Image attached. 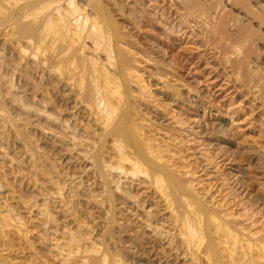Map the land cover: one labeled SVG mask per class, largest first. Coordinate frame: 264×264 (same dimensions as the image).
<instances>
[{"label": "rangeland", "instance_id": "obj_1", "mask_svg": "<svg viewBox=\"0 0 264 264\" xmlns=\"http://www.w3.org/2000/svg\"><path fill=\"white\" fill-rule=\"evenodd\" d=\"M18 1L19 0H16V2L19 4H21L23 1L26 2V0H23V1L21 0V2H18ZM42 1H43V4H42L41 0H36V1L34 0L32 3L33 5H31V2L28 1L26 3L29 6L28 5L26 6L25 2H24L25 4L22 3L21 5H18V4L16 5V3L12 2V0H0V15H1V13H2V15L6 14L4 12L7 11L6 7L8 4L10 5L12 3L11 4L12 7L14 5H16V8L14 6V8L11 7L12 10L10 9V11H12L11 13L13 14V16H12V14H10V11H8L9 13L7 12L10 16L8 15L6 17V15L5 16L1 15L2 18L0 17V19H1L0 25L3 24L2 22L4 21L5 18L9 19V17L14 18L16 16L17 19L15 17L14 20L17 22L20 20V24H19V22L18 23L16 22L19 25V30H17L18 25H16V27H14V28L12 27V26H15V24H14L15 22L12 23V21H11L12 18H11V20H9V21H11L9 23L14 24V25L9 24L10 26L7 28L8 31H6V29H3L4 27L8 26L7 20H5L6 25H5V23H4L5 26L2 25L4 27L0 26V62H1L0 65H2V69H3L0 73V82H1L0 85L2 86V84H3L4 86L6 85L5 87H7L5 89L2 86V88H1L2 90H0V97L3 96V97H1L2 101L0 104L5 109L4 112H1V113H5V114L7 113L6 114L7 118L12 117L11 119L12 120L14 119L13 120L14 122L11 121L12 123L9 122L11 120L10 118H8V120L10 119L9 121H5V127H1L2 129H0V132L4 129L2 131L3 134L1 135V133H0V135H1L0 137L3 136L6 139L5 140L4 139L2 140V138H0V139L2 140L3 144H5V145L8 144L10 146L9 147L8 145H6L9 147V150L11 149L9 152L12 153L11 154L12 156L13 155L15 156V157L13 156L14 158L17 157V158H19L20 161L26 162V163L24 162L26 165V168L29 167L32 163L34 166L36 165L35 166L36 170L34 169L33 165L27 169L33 168L35 172L39 170L38 172H36V174L38 175L37 177L41 181H42V179L44 182L46 181V184L47 183L49 184L51 181H52L51 182L52 184H55V182L56 183H59V182L63 183L64 182V184H66L68 182V180H71L72 178L74 179V177H73L74 175H75L76 181L78 183L81 181L80 182L81 184H78L76 182V183L72 184L71 187H70L71 184L69 185L67 183V185L69 186L66 188V190H67L66 193H67V195L69 194L67 196L68 197L67 200H69L71 203L73 202L72 204L69 203V205H71L70 207H72V206L74 207V208L72 207L73 208V212H72L73 217L75 216L74 218H76V220L78 222H80V224L84 223L83 226L88 225L85 228L89 227L90 230L92 229L94 232V233L93 232L92 233L94 235H96L95 237H97V236H98L97 238L100 237L99 238L101 240L100 243L102 241L104 243V244H102V247H104V245L108 246V247L107 246L104 247L107 249L111 247L110 250H112L113 253H115L117 251V248H118V251L115 254L120 259H123V261H126V262H124L126 264H182V262H183L182 261L183 259L181 257H179L178 255L176 256L177 253L175 250L170 251V248L163 241L153 237L150 233L147 232L146 229L143 228V226L139 223V221H137V219L134 218V216L132 215L131 212L132 211L134 212L133 209H135V212H136V207L133 204H130V203L124 201L122 199V197L120 196L119 192H117V194H116V191L113 190L112 187L108 188V190H107L106 186L107 185L110 186V185L105 184L106 185L105 186L104 183H102V182H104V178H103L104 176L102 177L103 178V180H102L101 179L102 174L99 173V172H101V171H99V166L98 165L96 166V167H98L97 168L98 170L95 169V167H94L95 166L94 164H96V159H95L96 155L95 154H97L98 152H96V151L93 152V150L99 151L100 149H102V146H105L107 148L104 147V149H102V150L105 151V153H106L108 151V148H109L108 142L110 143L111 138H112V137H109L110 135L109 136L107 135V133H106V132H108L107 129H105L106 132L103 130L104 131V133H103L102 129H104L105 127L102 128L103 125H101V123H102L104 118H103V116H100V119L98 118L99 112L96 113L98 111L97 110L98 108H97V106L95 108V105L92 104V103H94L93 101L98 100L97 99L98 97L95 98L92 92L91 93L88 92V90L92 89L93 82L95 83V81L98 78H100V79H98L99 81L97 80L96 82H98L99 87L102 86L101 88L97 87V88H99L98 89L99 92L97 93V95L99 94L98 96H100L101 91L108 90L107 93L109 94L110 93L109 90H110L112 95L114 93L113 97H115V98L110 97L111 94H109L108 95L109 101L113 100V99L115 100L117 98V99H122L121 101L123 103H125L126 101L128 102V103L127 102L125 103L126 108H122L123 107L122 102L120 100H118V101L115 100L117 102V104L119 103L118 104L119 106H120V104H122V106H120V107L118 106L119 110H120V108L123 109L121 111L126 110L125 112L119 111L120 114L121 113H127L126 117L129 116L128 120H126V118H125L126 123L130 119V121L126 125H130L132 123L133 124V131H135V133L141 132V134H140L141 136L138 133V135L141 138H144V136L145 137L148 136V137H150V138H148L151 140L150 142L155 143L157 141L155 144H151L147 138L144 139L145 141H146V139L148 140V141H146V143H150L151 145H154V148L155 147L158 148V145H159V148H158V149H160L159 151H162L161 148L163 149V147L167 148L166 149L167 151H165V148L162 151L164 153V155L163 154L161 155L163 157L160 159V161L162 162L163 158H165L166 162H168L167 165L164 164V165H166L165 168H168L167 171L174 173V175H175V173H177L176 177L180 178V179H178L179 181H181V179L183 182L186 181L185 183H183L182 181L181 182H182V184H185V185H183V188H184V186H186L185 189H183V191L186 190L185 192L188 191L189 193L192 191L190 194L191 195L193 194V197L190 194H188V192L186 193L187 197L189 198V201L191 200L192 202H194V201L196 202L198 200L197 202H203V203L205 202L204 204H206L205 206H207L208 208L212 209V206H215L213 209L218 210L219 209V207L217 206L219 203L218 201L224 199L226 197L224 193H227L230 191V193L232 195H234L235 197L231 196L230 194L226 197V198H229V199H227L228 205H229V207L227 206L228 210L232 209L229 212H233L236 215L240 212L241 208L244 207L245 211L247 210L248 213L250 212L249 214L256 213V214H254L255 218L260 219L261 217H263V219H264V0H71L72 2H74L73 3L74 5L77 3L76 8H78V11L81 10L78 12V17H80L78 19V21H81L82 23H85V24H87L86 22H88L87 25H89V27H91V26L93 27L94 25H95L94 27H99V25H100L99 28L102 27L100 30L104 31V32L102 31L103 35L106 33L104 35L105 37L102 36V38L100 39L99 45H102L104 42H105L104 43L105 46L108 44V48H109L108 51H109V53H111V56H110L111 58L109 59L111 61L108 60L109 62L107 61V59H105L106 58L104 55L105 52L102 54L103 51L101 49H102V47L104 49V47H105L104 44L102 45V47L98 46V48H100V50L95 52L92 50L93 48L92 49L89 48V47H93V46H91L92 43L90 40H88V38H85V40L83 39L85 41V44H84L85 46L83 45L84 41L76 38V40L78 42H79V40H81L80 42H82V43H80V45L81 44L83 45V49H82V46H78L79 45L78 42H76L78 44H76L74 41L73 42L75 44L73 42H70V41L74 40L75 38L73 39L70 36L66 35V36H64L65 39L61 38V37H60L61 39L59 38L61 40V42L65 41V42H63V44H61L59 40H57V42L55 44L57 45V43H58L59 45H64L66 43V46H67V43H69V44L71 43V45L73 44L72 46L70 45L72 47V49L68 44V46H67L68 49H67V47H65V45L62 46L63 48L62 47L58 48V45H57V47L47 50V47L49 48V45H47V44L49 42L51 43L50 39H52V37L55 35H53V33L46 35L47 37H50V39L48 38L49 39L48 40L43 33H44V30H46V29L53 31L52 23H55L57 21V19H56V16L52 15V17H55V18H52V20H51L49 18V16L47 15V17L49 18V21L52 22L51 26H49L50 24H48L49 21L47 22V17H45L46 15L44 16L46 19L43 18V15L46 14L47 10L44 13V10L46 9V7H43V5L46 2H44L45 0H42ZM9 2H11V3H9ZM29 2H30V4H29ZM34 2H36L35 5L37 3L38 4L35 6ZM1 3H3L4 6ZM17 6H20L21 8H23V7H26V8L32 7L33 8V6H34L33 9L37 10V12L34 10H31L30 8H27V10L28 9L31 10V13L33 12L31 15L28 14L29 12L28 13L26 12L25 8H23L21 10H22V13H26V14L30 15L32 18L37 16L36 22L35 21H34L35 23L33 22L35 24V26L38 27V25H39V28H40V27H43L45 22H47V24H45L46 29H44L45 26L43 28H40L41 30L38 28V30L40 32H42V30L44 29L42 35L44 36L43 38H45L46 41L44 39V43H42L43 47H44L43 49L40 48V47H42L41 42L43 40H38V39H41L42 37H40L41 34H39L40 32L36 29L37 27H35L34 30H36V34L38 32L39 33L36 36L35 31H34L32 38H31V36H28L27 34L18 33V31L19 32L21 31L20 25L23 23L24 14L21 13V10L19 9L20 7H17ZM40 6H41V8H40ZM36 7L40 8L39 9L40 11H43L40 13L41 16H38L39 11ZM8 8L9 7H7V9ZM4 9H5V11H4ZM42 9H44V10H42ZM81 12H82L83 16H86L87 19L85 17L81 18V17H83L82 14L81 15L79 14ZM14 13H15V15H14ZM16 13L18 14V16L21 15L20 16L21 19L18 18ZM98 13H99V19H98ZM31 17H29V18H31ZM42 18L45 21H43ZM40 19L42 20V22H44V24L43 23L41 24ZM55 19H56V21L54 22ZM204 19H206V20H204ZM34 24H31L32 27ZM48 26H49V28L50 27L51 28L48 29ZM10 27H12L11 28L12 30H14L16 28L13 31V33L10 32V31H12L10 29ZM244 29L246 31H244ZM29 34L32 35V33H29ZM242 34H244V35H242ZM20 35L21 36L23 35V36L20 37ZM38 35H40V36L38 37ZM26 36H28V37L26 38ZM221 36H223V37L221 38ZM35 37H37V39H35ZM62 37H63V35H62ZM103 37H104V41H103ZM107 37H109L110 41L107 40ZM68 38H71L72 40L68 39ZM62 39H64V40L62 41ZM66 39H68V40H66ZM30 41H32V42H30ZM36 41H37V44H34V43H36ZM38 41L40 43H38ZM102 41H103V43H102ZM16 43H18L17 44L18 46L16 45ZM45 43H46L47 47H45V45H44ZM109 43H112L111 46ZM55 44L53 45L51 43L50 48L55 46ZM225 44H226V46L232 45L233 47L235 44V46L238 47L239 54H240V55H238L239 59H238V57L236 58L237 54L235 55L234 53H232L234 51V49L231 50L232 46H231V48L230 47L228 48V50L230 49L232 51L231 52L229 50L232 53V54H230V52L227 51V47L225 46ZM51 45H53V46H51ZM86 45H87V47H86ZM122 45H124V46L122 47ZM73 46H75V48ZM76 46H78L79 48L81 47L82 50L75 51L76 48H78ZM24 47H25V49H24ZM110 47H111V49H110ZM223 47H224V49H223ZM21 48H23V49H21ZM56 48H58V49H56ZM114 48H115V51H113ZM234 48H236V47H234ZM44 49H46V51ZM85 49H87V50L85 51ZM88 49H90V50H88ZM127 50H129V51H127ZM23 51H24V53H23ZM78 51H81V52H78ZM92 51L95 53H92ZM99 51H101V52H99ZM121 52L123 53V56H122ZM125 52H126L128 60L126 59V56L124 57ZM225 52H227L229 54H227ZM62 53H64V54H62ZM81 53L85 56L81 55ZM88 53H90V54H88ZM34 54H36V55L34 56ZM45 54H47V55L44 56ZM92 55L94 57L91 58ZM130 55H131L130 59L132 58L131 61H129ZM232 55H233V57H232ZM113 56L115 57L114 59H113ZM31 57H34V58H31ZM119 57H121V58L124 57V58L120 59ZM133 57H134V59H133ZM88 58H90V59H88ZM96 58L98 59V61ZM231 58H232V61H231ZM233 58L237 59V60L234 59L235 63L233 62L234 61ZM95 60L97 62H95ZM121 60H124V61L121 62ZM238 60L242 61L241 65L236 64V62L240 63ZM116 61H118V62H116ZM119 61H120V64L124 63L121 66L125 65L124 66L125 70H123V68L121 66H119V64H117V63H119ZM44 62H45V64H44ZM127 62H131V63H129L130 68L128 66V68L131 71L129 69L126 71L127 65H128ZM91 63L94 66H96V64L98 63V65H97L98 70H97V68H94L93 65L91 66L90 65ZM108 63L113 64V65H109ZM137 63L139 65L141 64V66H139ZM131 65L135 66L134 67L135 69ZM136 65L138 68L136 67ZM89 66L92 67L91 70H89ZM143 67H144V69H143ZM136 68H137V70H136ZM102 69H104V70H102ZM132 69H134V72H136V73H134V72L132 73V71H133ZM92 70H93L94 74H95V72L98 71L97 72L98 75L95 74L96 75L95 76L92 72L89 73V71H92ZM101 71H105L108 73L107 74L105 73V75H103L104 73L103 72L101 73ZM121 72L123 73V75ZM126 72H128V73L130 72L132 77L130 74H128ZM5 73H6V76L4 75ZM2 74L5 76V77H3V79H1V76H3ZM89 74H91V76L93 75L94 79L96 78V80L93 81V77H91V76L89 77ZM114 74H116V75H114ZM117 74H119V75H117ZM133 74H134V76H133ZM135 74H137L139 77L138 76L136 77ZM148 75H150V76H148ZM98 76H101V77H98ZM102 76L106 80H104V78ZM106 77H108V78H106ZM4 78H6V80H4ZM128 78H129V80H128ZM159 78L161 79V81H164V79H165L166 80L165 82L168 84H169V82L171 83V86L169 84L170 87L167 85L169 87V89L174 90L173 89L174 87H175V89H177L179 87L178 88L179 90H177V92L178 91L180 92L179 94L181 95V100H180L181 103H180V101L179 102L170 101L172 99L164 97L159 93L157 86H156V83H157L156 81H157V79L159 81L160 80ZM7 79H9V80H7ZM142 79L143 80L145 79L144 81L146 83L144 81H142L144 85L140 84V83H142L140 81ZM110 80H111V82H110ZM114 80L116 82H113ZM120 80L122 83L120 82ZM2 81H5V82L7 81L6 82L7 84L13 83V86L11 84L7 85V84H5V82H2ZM138 81H140V82L138 83ZM154 81L156 83H151ZM109 82L115 83V86L113 85V83L111 85ZM100 83H101V85H100ZM116 83H119V84H116ZM95 85H97V84L95 83ZM116 85L117 86L120 85V86L117 87ZM145 85H146V87H145ZM105 86L107 87V89ZM108 86H110V87L114 86L116 88H114V91H112L111 89H113V87L110 89V87H108ZM139 86H141V87H139ZM128 87H129V89H128ZM11 88H12V92L10 93ZM118 88H120V89H118ZM141 88H143L144 90H142ZM8 89H10V90H8ZM100 89H101V91H100ZM145 89H147V91ZM15 90H16V92H15ZM105 91H103V94H101V99H99L98 101L95 102L96 105L101 106V104L103 103L102 106H104L105 103L108 104L109 101L107 102L104 99V98L108 97V96L105 97L107 95V93H105ZM87 92L89 93L88 95H90V94L91 95L88 96L86 94ZM115 92H116V96H115ZM142 92L143 93L146 92V93L142 94ZM149 92H151V93H149ZM104 93H105V95H104ZM10 94L12 97L10 96ZM77 94H78V96H77ZM15 96L17 97V99L20 103L18 101H17V103L15 102L16 101ZM4 97H6V98H4ZM89 97L90 98L94 97V100H93V98H91L92 99L91 100ZM102 97H104V98H102ZM118 97H122V98H118ZM160 97H162V99ZM10 98H13L12 100L13 101L15 100L14 101L15 103L13 102L10 104V100H11ZM111 98H113V99H111ZM193 98L195 99V101ZM102 99H103V101H101ZM145 99H146V101H145ZM191 99H193V101ZM12 100H11V102H12ZM113 101H111V103ZM153 101H155V102H153ZM169 101H170V103H169ZM182 101H183V104H182ZM2 102H3V104H2ZM97 102H99V104ZM165 102H167V103H165ZM4 103H5V105H4ZM21 103H22V107H25V109L27 107L25 105L30 104L29 106L32 109L28 106L29 107L28 109L25 110L23 108V110H22L21 109L22 107L20 105ZM153 103H154V105H153ZM193 103L194 104L196 103L198 105L197 106L198 107V110H197L198 118L197 117L196 118L197 119L201 118L200 123H202L200 126L195 125V127H194V132L196 130V132L194 133L195 141L198 140V143L196 142L197 145L195 144V146H197V148L194 146V143H193V145L190 143L187 144L188 141H186V140H188L190 137L188 136L187 131H185V129H187V126L192 125L190 123H192V121L194 119V115H193L194 112L193 111L195 110L194 108L196 107L195 106L196 104L194 105ZM16 104H19V107ZM191 106H193V107H191ZM93 107H94V109H93ZM133 107H134V109L136 108L137 110L135 109V111H134ZM181 107L185 108V110H187V111L185 112V110L184 111L181 110L182 109ZM2 108L0 107V109H2ZM33 108L36 112H34ZM6 109H7V111H6ZM29 109H31V111H29ZM36 109L37 110L39 109L40 111H42L44 109V110H46L44 112H46L47 114L44 113L45 114L44 115L43 112H40L41 114L44 115V116L43 115L41 116V114L38 113L39 110L37 111ZM188 110H190V111H188ZM20 111L22 112V114L20 113ZM26 111H28V112H26ZM32 112H34V113H32ZM135 112H138L139 114L135 113ZM9 113H11V114L9 115ZM36 113H38L39 115H36ZM130 113H131V115H130ZM181 113H182V115H180ZM203 113H205V114H203ZM47 115H50L51 117L56 116V118L57 119L59 118V119L58 120L56 118H54V119L57 120V122L59 121L60 123L58 122V124H57V122L54 123V122L50 121V119L48 120L47 118H49L50 116L48 117ZM131 116H133V117H131ZM175 116H178V118L181 119V122L183 120V122L185 123V124L183 123V125H184L183 127L184 128L186 127L185 129L184 128L179 129L177 127V125H176L177 121H174V119L177 120L178 118H176ZM15 117L17 120L15 119ZM101 117H102V120H101ZM51 119L54 120L53 118H51ZM180 119H178V121ZM186 120H188V121H186ZM190 120H191V122H190ZM7 122L9 123L8 126L10 127L11 130L8 128V126L6 128ZM174 122H175V124H173ZM0 123H1V121H0ZM13 123H15V124L13 125ZM10 124L13 125L14 129L11 128L12 125L10 126ZM45 124H49L48 127L49 126L50 127L48 128L47 125H45ZM52 124H54V125H52ZM55 124H57V125H55ZM59 124H60V126L63 125L62 127H65V126L69 127L68 129H70V127L74 128V131H76L77 133L74 131L73 132H74V134L75 133L77 134V137H76L77 139L81 138V140L85 141L84 139L87 138L86 141H88V143L90 144L89 148H86V146H85V148H86L85 149L83 144L76 143L74 145V144H71V142L68 143L70 140L68 139L69 141H67V138L65 136L66 134L63 132V130L60 129ZM132 124H131V126H132ZM139 125L144 126V127H141ZM148 125H150V126H148ZM15 126L18 128V130H21V131H18ZM175 127L177 129H175ZM51 128H52V130H51ZM6 129H7V131H6ZM47 129H48V131H47ZM134 129H136V130H134ZM12 130H14V132ZM137 130H140V131H137ZM167 130H169V131H167ZM16 131H17V133H16ZM183 131H184V133H183ZM4 132H5V134H4ZM52 132H54V133H52ZM165 132H167V133H165ZM147 133H148V135H147ZM19 134H20V136H19ZM142 134H143V136H142ZM152 134L154 135V137ZM79 135H80V137L78 138ZM60 136H61V138H60ZM62 137L65 139L63 140ZM140 137H139V139H140ZM151 137L155 140V142H154V140L152 141ZM10 139H11V141H10ZM99 140H100V142H99ZM104 140H106V141H104ZM142 140L143 139H140L139 142L144 143L145 141H142ZM24 141H25V143H24ZM90 141H92V142H90ZM93 141H95V142H93ZM179 141H183V142H179ZM13 142L15 145H13ZM17 142H18V144H17ZM28 142L30 143V145ZM158 142L159 143L161 142L160 143L161 145L166 144V146H164V145L161 146ZM205 142L207 143V145H203ZM91 143H94V145ZM199 143H200V145H198ZM210 143H212V144H210ZM70 144L72 146L74 145V148L77 147V144H78V148H76V150H75L73 147H71ZM81 145H83V146L81 147ZM140 145L141 146L144 145L146 147L145 143L140 144ZM168 145L170 146V148H168L169 147ZM189 145H190L191 149H188ZM198 146H200V148H198ZM26 147L27 148L29 147V148L27 149ZM206 147L210 148V149H207ZM23 148H25V149H23ZM71 148L73 149L72 151L69 150ZM195 148H196V150H195ZM32 149H33V151H31ZM83 149L85 150V153H87V154H85L83 152L84 151ZM89 149L91 150L92 153L90 152ZM24 151H26V152H24ZM79 151L82 152L81 153L82 156H84L83 155V153H84L85 157H82L81 154L79 155V153H80ZM16 152L18 153L19 156L17 155ZM31 152H34V153H31ZM68 152L69 153L72 152V153L69 154ZM162 152H160V153H162ZM211 153H212V155H211ZM76 154L79 155V157L82 160L79 157H77ZM89 154H90V157L88 156ZM130 154L131 153H129V155ZM156 154H159V153L156 152ZM132 155L133 154H131V156H130V158H132V159L134 157H138L137 155L136 156L135 155L132 156ZM21 156H23L22 159H21ZM37 156L40 158L38 159ZM152 156H154V155L152 154L151 156H148V157L152 158ZM159 157H160V155H159ZM86 158H87V160H85ZM154 158L155 157H153V159ZM205 158H207V159L211 158L210 160H211L212 164H214V163L215 164L210 165V167H209V165H207V164L209 163L210 160L208 159L209 161L207 160V162H205L204 161ZM137 159H139V157ZM87 161H89V162H87ZM92 161H94V164H93L94 166H92V169H91L92 173H91V170L87 169L88 168L87 164L88 163L90 164V162H92ZM142 161L140 160V162L142 163L141 166H143V168L146 167L145 163L147 164V167L149 166V163H147V162L144 163V161L143 162ZM156 161H157V159H156ZM160 161H158V163ZM30 162H31V164H30ZM83 162H85V165ZM161 162H160V164H162L163 162L166 163L165 161H163L162 163ZM203 162H205L206 164ZM205 165L207 167H209V169ZM215 165H216V167H215ZM167 166H169V167H167ZM81 167L83 170H84V168L87 169V171L86 170L83 171L81 169ZM42 168H44V169L42 170ZM149 168H150V166H149ZM46 169H47V171H46ZM144 169H147V168H144ZM62 170H63L64 174L62 173ZM88 170H89V172H88ZM43 171H45V173ZM96 171H98V173H95ZM185 172H187L189 176ZM55 173L57 174L56 175L57 177L53 176V175H55ZM192 173H195V177H193L194 175ZM67 174H68V176L70 175L71 177L70 176L68 177ZM71 174H73V176ZM98 174H101V175H98ZM183 174H184V176H183ZM177 175H179V176H177ZM199 175H200V177H199ZM63 176H65V177H63ZM78 176L80 179L78 178ZM196 176H197V178H196ZM225 176H226V178H228V181H229L228 186L223 181V178ZM55 177H56V179H55ZM165 177L166 176L164 175L163 178H165ZM185 177L187 178V180ZM44 178H45V180H44ZM77 178L80 181H78ZM189 179L191 182L189 181ZM100 180H102V181L100 182ZM192 180H194V181H192ZM199 180H201V181H199ZM86 181H89V182H86ZM51 183L49 185H51ZM89 183L91 186L89 185ZM159 183L158 184L160 186H162V188L164 186L163 191L165 189L166 195H168V193H169L168 197L169 196L172 197L173 195H175V197H172V199L169 198V199H171V201L173 199H175L172 201L174 203H176L179 200V197L181 196V194L184 195V193H182L181 192L182 190L180 189V188H182V184H181L180 188L177 187L176 185H175L176 186L175 187L174 184L172 185L168 181V179H163L162 183H161V181ZM48 184H47V186L49 187ZM229 184L231 186H229ZM67 185H65V186H67ZM96 186H97V188H96ZM101 186L103 188H101ZM228 187H230V189ZM170 188H172V189H170ZM74 189L76 190V192L73 191ZM110 189L113 191V193ZM104 192H106V193H104ZM170 192H172V193L170 194ZM178 192H180L181 194H179ZM103 194H106V195H103ZM150 195L151 194L148 193L146 199H150L151 201L149 200V202L151 204L154 202L153 204H155V206H154L155 210L157 209L161 213H163L162 203L158 204V202L156 201L157 199L155 200L153 195H151V196ZM186 195H184L185 198H186ZM230 196L233 198H231ZM70 197H72V198H70ZM98 197H100V198H98ZM151 197L153 198V200L151 199ZM176 197L178 198V200ZM96 199H97V201H96ZM111 199H112V201H111ZM181 199L182 198H180L179 201H181ZM215 199H216V201H215ZM229 200H231V201H229ZM119 201H121V202H119ZM171 201H170V203H171ZM179 201L176 204L171 203L173 206L175 205L174 208L172 207L173 208L172 212H176V214H180L181 210H179V209H182V208H180L181 204L179 203ZM192 202H191V204H192ZM215 202H217V203L215 204ZM106 203H108V204L106 205ZM119 203H120L121 207H119ZM98 204H99V206H98ZM100 204H101V206H100ZM126 204L128 206H126ZM179 204H180V206H179ZM130 205H132V207ZM194 205L195 204L193 203V206ZM112 207H115V208L113 209ZM130 207L132 209H130ZM76 208H78L79 210L78 209L76 210ZM107 208H109V209H107ZM110 208H111V210H110ZM177 208H178V212H177ZM103 209H104V211H103ZM71 211H72V209H71ZM224 211H227V210L225 209ZM78 212H80L81 214ZM74 213L76 215H74ZM116 213L118 216L115 215ZM78 214H79V216H78ZM88 215H90V216H88ZM97 218H98V220H97ZM79 220H81V221H79ZM89 222H91V223H89ZM93 224H94V226H93ZM259 227H261V226L259 225L258 228ZM252 228L253 227H251V230H252ZM253 229H255V228H253ZM213 231L210 233L211 236H209V237H211L210 239L214 238L213 240L216 239L217 241L215 240V244L217 243L216 245H218V246H216V248L218 249L216 251L217 252L216 258H217V256H218V258L215 260L213 257V259L219 263H220V261L222 262V260H223V262H226L225 264L231 263L230 260L228 261L229 263H227V261H225V260L229 259L228 254H227L228 248H225V246H227V245L222 246L225 243L220 242L222 244L221 245L219 243V237H217L218 234L216 233V235H215V233ZM97 233L99 235H102V236H99ZM237 234H238V232H237ZM212 235H214L215 237L213 236V238H212ZM238 237H239L238 239H239L240 243L238 242V244L235 245V247H236L235 251L237 250L235 256H238V258H241L242 256L238 251H240L239 248H242L241 246H243V244L246 245V243L241 244L240 239H242V238H240V233H239ZM104 240L106 243L104 242ZM112 240L115 243L112 242ZM206 240H205V244H201L198 246L200 249H203L202 251L199 250L198 248H197V250H195L196 255H197L196 259L199 258L198 261L200 264H215L216 262L215 263L210 262L212 260V258L209 257L211 255V252L209 251V249L204 248L205 245L207 244ZM230 240L231 241H229V242L232 243L233 240L232 239H230ZM244 242H246V240H244ZM202 243H204V242L202 241ZM111 244H113V245H111ZM114 247H115V249H114ZM245 248L241 249V251L244 250ZM246 249H248V247ZM251 250L252 249H250V251ZM206 251L210 252V255ZM246 251H244V252H246ZM252 251L250 252V254H248L249 253L248 252L246 254V256L249 257L251 254H253ZM199 252L202 253V255L201 254L199 255ZM204 252H206V253H204ZM237 252L240 255H237ZM241 253L243 254V252H241ZM45 255H47V254H45ZM253 255H254L253 259L255 262H258V263L260 261L264 262V261H262V258L259 260L260 257H258L256 255V253H254ZM205 256H208V258H210V259H208ZM255 257L256 258L258 257V261H256L257 259L255 260ZM219 259H221V260L219 261ZM195 261H197V260H195ZM239 261H240V259H238V262ZM241 262H240V264H241ZM245 262H246V260H245ZM248 262H251L252 264H254L252 262V260H250ZM248 262H246V263H248ZM183 264H185V263H183ZM220 264H223V263H220Z\"/></svg>", "mask_w": 264, "mask_h": 264}, {"label": "bare ground", "instance_id": "obj_2", "mask_svg": "<svg viewBox=\"0 0 264 264\" xmlns=\"http://www.w3.org/2000/svg\"><path fill=\"white\" fill-rule=\"evenodd\" d=\"M23 1V0H22ZM28 1H30L31 2V5H33L32 3H33V1L34 0H26V2H28ZM36 1V0H35ZM12 2H14V3H16V5L18 4V5H21L22 3H24L25 1H23L21 4H19V3H17L16 2V0H12ZM18 2H21V0H19ZM25 2V3H26ZM30 2H29V4H30ZM41 2H42V4H43V1L41 0ZM44 2H46V3H44V5H43V7H46V9L44 10V9H42V10H44V13L46 12V10H47V12H46V14H44L43 15V18L44 19H46L45 17H47V15L49 16V18L52 20V18H55V17H52V15L53 16H56V19H57V21H56V19L54 20V22L55 23H52L51 21H49V18L47 17V22H48V24H50L49 26H51V23H52V25H53V31L52 30H47L46 29V25L45 24H47V22H45V24H44V22H42V20L40 19V22H41V24L43 23L44 25H43V27H44V29H46V30H44V33H43V30H42V32H40L39 30H38V28H39V25H38V27L37 26H35V22H36V17L37 16H35V17H31L30 15L33 13H31V10H34V11H36L37 12V10H35V9H33L34 8V6H33V8L31 7H27V8H30V9H28L27 10V8L26 7H23V8H25L26 9V12L28 13V14H30V15H28V14H26V13H22V10L21 9H23V8H21L20 6H17V7H20L19 9L21 10V13L22 14H24V18H23V23L20 25V32L18 31V33H21V34H27L28 36H31V38H32V36H33V32L35 31V35L37 36V34L39 33V34H41V36L40 35H38V37L40 36V37H42L41 39H38V40H43L42 42H41V44L42 43H44V39L45 38H43L44 36L42 35V33L46 36V35H48V34H52L53 33V35H55V36H53L52 37V39H50V37H47L46 36V38L48 39H50V41H51V43L54 45L56 42H57V40H59L60 41V43L61 44H63V42H65V41H63L65 38H64V36H66V35H68V36H70L71 38H75L74 40H72L71 38H68V39H71L72 41H70V42H78L77 40H76V38L77 39H81L82 41H84L85 40V38H88V40H90L91 41V43L93 44H91V46H93V47H89L90 49H92L93 51H95V52H97L98 50H100V48H98V46H101L102 47V45L105 43H103V41H104V35L106 34H104L103 35V30H100L101 28H99L100 27V25H99V27H89V25H87L88 24V22H86L87 24H85V23H82L81 21H78V19L80 18V17H78V12L79 11H81V10H79L78 11V8H76V4L74 5L73 3L74 2H72L71 0H45ZM5 3V2H4ZM7 3V2H6ZM9 3H11V2H9ZM24 3V4H25ZM35 3L36 2H34V5H35ZM40 3V2H39ZM100 3V2H99ZM1 4H3V3H1ZM12 4V3H11ZM7 5V7H9L8 9H7V7H6V12H4L5 11V9H4V13H6V14H3L2 15V13H1V15L2 16H5L6 15V17L9 15L8 13V11H10V9H11V7H12V5ZM23 4V5H24ZM38 4V3H37ZM36 4V5H37ZM41 4V3H40ZM6 5V4H5ZM14 5V4H13ZM16 5H14L15 6V8H16ZM28 4L26 3V6H27ZM35 5V6H36ZM74 5V6H73ZM3 6H4V4H3ZM14 6L12 7V8H14ZM25 6V5H24ZM29 6V5H28ZM37 8V7H36ZM40 8H41V6H40ZM40 8H37L38 9V16H41L40 15V13L41 12H43V11H40L39 9ZM2 9V8H1ZM18 9V8H17ZM12 10V9H11ZM30 10V11H29ZM98 10V9H97ZM15 11V10H14ZM13 11V12H14ZM19 11V10H18ZM106 11V10H105ZM2 12V11H1ZM8 12V13H7ZM12 11H10V14H12L11 13ZM17 12V11H16ZM25 12V11H24ZM35 12V13H36ZM99 12V11H98ZM108 12V11H107ZM18 13V12H17ZM16 13V15L18 16V14ZM80 15L82 14V12L81 13H79ZM108 14V13H107ZM1 15H0V17H1ZM14 15H15V13H14ZM46 15V16H45ZM102 15V14H101ZM100 15V16H101ZM10 16V15H9ZM12 16H13V14H12ZM21 16V15H20ZM20 16H18V18H20ZM45 16V17H44ZM51 16V17H50ZM82 16H83V14H82ZM16 17V16H15ZM14 17V18H15ZM29 17H31V18H29ZM86 18V16H83V17H81V18ZM198 17V16H197ZM2 18V17H1ZM5 18V17H4ZM3 18V19H4ZM11 18H12V20H11ZM9 17V19H4V21L5 20H7V25L8 26H6V27H4L5 25H6V21L4 22L3 20V24H1L0 26H2V25H4V23H5V25L4 26H2V27H4L3 29H6V31H8L7 30V28L10 26V25H14L15 24V26H12L13 28L14 27H16V25H18L17 23L19 22V24H20V20L17 22V21H15L14 20V18L13 17ZM42 18V19H43ZM16 19H17V17H16ZM21 19V18H20ZM43 19V21H45ZM87 19V18H86ZM96 19V18H95ZM98 19H99V13H98ZM106 19V18H105ZM110 19V18H109ZM9 20H11L12 21V23L13 22H15L14 24H11V23H9V22H11V21H9ZM84 20V19H83ZM204 20H206V19H204ZM0 21H1V19H0ZM35 21V22H34ZM97 21V20H96ZM17 22V23H16ZM34 22V23H33ZM101 22V21H100ZM1 23V22H0ZM103 23V22H102ZM113 23V22H112ZM10 24V25H9ZM31 24H34L33 25V27H32V25ZM114 24V23H113ZM93 25V24H92ZM112 25V24H111ZM49 26H48V29H50L49 28ZM1 27V28H2ZM12 27H10V29L12 28ZM18 27V29L17 30H19V25L17 26ZM35 27H37L36 29L39 31L37 34H36V30H34L35 29ZM43 27H40V28H43ZM39 28V29H40ZM16 29V28H15ZM14 29V30H15ZM109 29V28H108ZM115 29V28H114ZM192 29V28H191ZM12 30V29H11ZM14 30H12V31H10L11 33H13V31ZM41 30V29H40ZM103 31V32H102ZM106 31V30H105ZM215 31V30H214ZM244 31H246L245 29H244ZM218 32V31H217ZM216 32V33H217ZM243 32V31H242ZM29 33H32V35L31 34H29ZM55 33V34H54ZM114 33V32H113ZM221 34V33H220ZM10 35V34H9ZM8 35V36H9ZM34 35V36H35ZM62 35H63V37H62ZM108 35V34H107ZM106 35V36H107ZM111 35V34H110ZM218 35V34H217ZM242 35H244V34H242ZM241 35V36H242ZM11 36V35H10ZM16 36V35H15ZM23 36V35H22ZM21 35H20V37H22ZM28 36H26V38L28 37ZM102 36H104L103 37V41H102V45H99L100 43V39L102 38ZM64 38V39H62V41L63 42H61V38ZM223 36H221V38H222ZM17 38V37H16ZM60 38V39H59ZM67 38V37H66ZM90 38V39H89ZM23 39V38H22ZM30 39V38H29ZM28 39V40H29ZM34 39V38H33ZM35 39H37V37H35ZM48 39V40H49ZM68 39H66V40H68ZM84 39V40H83ZM112 39V38H111ZM220 39V38H219ZM76 40V41H75ZM81 40H79V45L78 46H82V49H83V45L85 44V41H84V43H83V45L81 44L80 45V43H82V42H80ZM87 40V39H86ZM107 40H109L110 41V39H109V37H107ZM186 40V39H185ZM5 41V40H4ZM45 41H46V39H45ZM218 41V40H217ZM28 42V41H27ZM30 42H32V41H30ZM29 42V43H30ZM35 42V41H34ZM48 42V41H47ZM46 42V43H47ZM73 42V43H74ZM107 42V41H106ZM113 42V41H112ZM38 43H40L39 41H38ZM46 43L44 44L45 45V47H47L46 46ZM50 42L47 44V45H49V48L47 47V50L48 49H53V48H55V47H57V45H58V48L59 47H62V46H64L65 45V47H67L68 46V44L69 43H67V46H66V43L64 44V45H59L58 43H57V45L55 44V46H53V45H51V46H53L52 48H50V44H51ZM74 43V44H75ZM78 43H76V44H78ZM186 43V42H185ZM227 43V42H226ZM18 43H16V45H17ZM31 44V43H30ZM33 44V43H32ZM34 44H37V41H36V43H34ZM107 44V43H106ZM110 44V46H111V44L112 43H109ZM190 44V43H189ZM71 45V43L69 44V46ZM73 45V44H72ZM71 45V46H72ZM18 46V45H17ZM16 46V47H17ZM38 46V45H37ZM70 46V47H71ZM78 46H76V47H78ZM85 46V45H84ZM104 46H105V44H104ZM124 45H122V47H123ZM221 46V45H220ZM225 46H226V44H225ZM232 46V45H231ZM231 46L229 45V46H226L227 47V51H229L228 50V48L230 47L231 48ZM22 47V46H21ZM31 47V46H30ZM74 48H75V46H73ZM86 47H87V45H86ZM234 47H236V48H234ZM234 47L232 46V49L231 50H233L234 49V51L232 52L231 50V52L232 53H234L235 55H236V58L238 57V55H240L239 54V50H238V47L237 46H235V44H234ZM27 48V47H26ZM40 48H44L43 47V44H42V47H40ZM58 48H56V49H58ZM63 48V47H62ZM73 48V49H74ZM125 48V47H124ZM21 49H23V48H21ZM24 49H25V47H24ZM67 49H68V47H67ZM70 49V48H69ZM71 49H72V47H71ZM81 49V47L79 48H76V50L75 51H77V50H82ZM90 49H88V50H90ZM110 49H111V47H110ZM120 49V48H119ZM223 49H224V47H223ZM34 50V49H33ZM45 51H46V49H44ZM61 50V49H60ZM87 49H85V51H86ZM103 52H102V54L105 52V59H107V61L111 58L110 56H111V53H109V48H108V44L104 47V49H103V47H102V49H101ZM226 50V49H225ZM21 51V50H20ZM31 51V50H30ZM42 51V50H41ZM66 51V50H65ZM84 51V52H85ZM92 51V53H95V52H93ZM113 51H115V48H114V50ZM112 51V52H113ZM127 51H129V50H127ZM126 51V52H127ZM192 51V50H191ZM229 51V52H230ZM78 52H81V51H78ZM89 52V51H88ZM99 52H101V51H99ZM120 52V51H119ZM126 52L124 53L125 55H124V57L126 56V59L128 60V58H127V55H126ZM230 52V54H232ZM23 53H24V51H23ZM83 53V52H82ZM81 53V55H83ZM86 53V52H85ZM91 53V52H90ZM90 53H88V54H90ZM122 53V52H121ZM120 53V54H121ZM225 53H227V52H225ZM22 54V53H21ZM44 54V53H43ZM51 54V53H50ZM62 54H64V53H62ZM98 54V53H97ZM116 54V53H115ZM136 54V53H135ZM227 54H229V53H227ZM233 54V55H234ZM27 55V54H26ZM36 54H34V56H35ZM47 54H45L44 56H46ZM49 55V54H48ZM103 55V56H104ZM233 55H232V57H233ZM32 56V55H31ZM42 56V55H41ZM83 56H85V55H83ZM82 56V57H83ZM99 56V55H98ZM101 56V55H100ZM116 56V55H115ZM122 56H123V53H122ZM189 56V55H188ZM2 57V56H1ZM57 57V56H56ZM61 57V56H60ZM92 57H94L93 55L91 56V58ZM97 57V56H96ZM124 57H119L120 59H123ZM130 57H131V55L129 56V61H131V59H130ZM231 57V56H230ZM31 58H34V57H31ZM37 58V57H36ZM65 58V57H64ZM79 58V57H78ZM115 57L113 56V59H114ZM146 58V57H145ZM20 59V58H19ZM45 59V58H44ZM70 59V58H69ZM87 59V58H86ZM88 59H90V58H88ZM97 59V58H96ZM100 59V58H99ZM125 59V60H126ZM133 59H134V57H133ZM235 58H233V60H234ZM238 59H239V57H238ZM35 60V59H34ZM55 60V59H54ZM228 60V59H227ZM235 60H237V59H235ZM235 60L233 61L234 63H235ZM2 61V60H1ZM5 61V60H4ZM47 61V60H46ZM79 61V60H78ZM88 61V60H87ZM97 61H98V59H97ZM96 60H95V62H97ZM109 61H111V60H109ZM108 61V62H109ZM115 61V60H114ZM122 61H124V60H121V62ZM203 61V60H202ZM231 61H232V58H231ZM240 63H238V62H236V64H240L241 65V62L242 61H240V60H238ZM92 62V61H91ZM104 62V61H103ZM116 62H118V61H116ZM136 62V61H135ZM140 62V61H139ZM1 63V62H0ZM7 63V62H6ZM18 63V62H17ZM56 63V62H55ZM54 63V64H55ZM81 63V62H80ZM93 63V62H92ZM90 64L91 66L93 65V64ZM105 63V62H104ZM114 63V62H113ZM128 63V65H127V69H126V71L130 68V66H129V63H131V62H127ZM126 63V64H127ZM38 64V63H37ZM44 64H45V62H44ZM109 64V63H108ZM117 64H119V66H121L122 64H124V63H121L120 64V61H119V63H117ZM138 64V63H137ZM149 64V63H148ZM243 64V63H242ZM42 65V64H41ZM58 65V64H57ZM84 65V64H83ZM98 65V63L96 64V66ZM109 65H113V64H109ZM108 65V66H109ZM139 65V64H138ZM174 65V64H173ZM45 66V65H44ZM82 66V65H81ZM87 66V65H86ZM94 66V65H93ZM96 66H94V68H97V70H98V66L96 67ZM125 65H123V66H121L122 68H123V70H125L124 67ZM128 66H129V68H128ZM133 68L135 67V66H133V65H131ZM139 66H141V64L139 65ZM4 67V66H3ZM120 67V68H121ZM136 67H137V65H136ZM0 73H1V71L3 70L2 69V65H0ZM40 68V67H39ZM68 68V67H67ZM73 68V67H72ZM82 68V67H81ZM93 68V69H94ZM104 68V67H103ZM119 68V69H120ZM121 68V69H122ZM138 68V67H137ZM137 68H136V70H137ZM140 68V67H139ZM197 68V67H196ZM65 69V68H64ZM74 69V68H73ZM92 69V67H90L89 66V70H91ZM100 69V68H99ZM118 69V70H119ZM135 69V68H134ZM134 69H132L133 71H132V73L134 72ZM142 69V68H141ZM143 69H144V67H143ZM142 69V70H143ZM158 69V68H157ZM102 70H104V69H102ZM130 70V69H129ZM135 70V71H136ZM44 71V70H43ZM55 71V70H54ZM72 71V70H71ZM122 71V70H121ZM131 71V70H130ZM157 71V70H156ZM14 72V71H13ZM90 72H92L93 73V70L92 71H89V73ZM95 72V71H94ZM98 72V71H97ZM97 72H95V74L96 75H98V73ZM104 73L103 75H105V73L107 74L108 72H105V71H101V73ZM144 72V71H143ZM142 72V73H143ZM73 73V72H72ZM91 73V74H92ZM122 73V72H121ZM125 73V72H124ZM126 73H128V72H126ZM134 73H136V72H134ZM138 73V72H137ZM140 73V72H139ZM158 73V72H157ZM91 74H89V77L91 76ZM94 74V73H93ZM94 74V75H95ZM128 74H130V72L128 73ZM168 74V73H167ZM3 75V74H2ZM5 76H6V73L4 74ZM1 76V79H3V77H5V76ZM8 75V74H7ZM95 75V76H96ZM114 75H116V74H114ZM117 75H119V74H117ZM121 75V74H120ZM122 75H123V73H122ZM131 75V74H130ZM73 76V75H72ZM108 76V75H107ZM110 76V75H109ZM133 76H134V74H133ZM135 76L137 77L138 75L137 74H135ZM148 76H150V75H148ZM209 76V75H208ZM91 77H93V75L91 76ZM98 77H101V76H98ZM103 77V76H102ZM120 77V76H119ZM128 77V76H127ZM131 77H132V75H131ZM130 77V78H131ZM139 77V76H138ZM142 77V76H141ZM144 77V76H143ZM167 77V76H166ZM179 77V76H178ZM7 78V77H6ZM6 78H4V80H6ZM9 78V77H8ZM104 78V77H103ZM106 78H108V77H106ZM146 78V77H145ZM92 79V78H91ZM98 79H100V78H98ZM97 79V80H98ZM119 79V78H118ZM123 79V78H122ZM125 79V78H124ZM148 79V78H147ZM150 79V78H149ZM160 79V78H159ZM7 80H9V79H7ZM11 80V79H10ZM96 80V78L94 79V77H93V81H95ZM96 80V81H97ZM104 80H106L105 78H104ZM109 80V79H108ZM107 80V81H108ZM117 80V79H116ZM126 80V79H125ZM128 80H129V78H128ZM131 80V79H130ZM139 80V79H138ZM145 80V79H144ZM143 79L142 80H140L141 82L142 81H144ZM156 80V79H155ZM163 80V79H162ZM67 81V80H66ZM92 81V80H91ZM92 81V82H93ZM95 81V83L98 85V82H96ZM99 81V80H98ZM140 81H138V83L140 82ZM166 80L164 79V81H161V79L158 81V79H157V83L154 81V82H151V83H156V86H157V89H158V91H159V93L162 95V96H164V97H167V98H169V99H172V100H170V101H174V102H179L180 100H181V95L179 94L180 92L178 91L177 92V90H179L177 87V89H175V87L173 88L174 90H172V89H169V87L171 86V83L169 82V84H170V86H169V84L168 83H166L165 82ZM169 81V80H168ZM2 82H5V81H2ZM7 82V81H6ZM5 82V84H7ZM110 82H111V80H110ZM109 82V83H110ZM113 82H116L115 80L113 81ZM112 82V83H113ZM120 82H121V80H120ZM129 82V81H128ZM135 82V81H134ZM145 82V81H144ZM1 83V82H0ZM73 83V82H72ZM95 83L93 82V87H92V89L91 90H88V92H92L93 93V95H94V97L95 98H97L98 100L99 99H101V94H103V91H105V90H103V91H101V89H100V91H101V94H100V96H98L97 95V93L99 92L98 91V89L99 88H101V87H99V85L97 86V85H95ZM108 83V84H109ZM112 83H110L111 85H112ZM122 83V82H121ZM120 83V84H121ZM146 83V82H145ZM12 85L13 86V83H8L7 85ZM84 84V83H83ZM116 84H119V83H116ZM129 84V83H128ZM140 84H143V82L142 83H140ZM139 84V85H140ZM180 84V83H179ZM29 85V84H28ZM73 85V84H72ZM100 85H101V83H100ZM105 85V84H104ZM110 85V86H111ZM113 85L115 86V83H113ZM127 85V84H126ZM135 85V84H134ZM138 85V84H137ZM136 85V86H137ZM144 85V84H143ZM155 85V84H154ZM169 87H168V86ZM2 86L6 89L7 87H5L3 84H2ZM2 86L0 85V90H2L1 88H2ZM78 86V85H77ZM84 86V85H83ZM86 86V85H85ZM110 86H108V87H110ZM114 86H112L113 87V89H111L112 87H110V89L112 90V91H114V88H116V87H114ZM117 86V85H116ZM118 86H120V85H118ZM117 86V87H118ZM155 86V87H156ZM184 86V85H183ZM9 87V86H8ZM75 87V86H74ZM80 87V86H79ZM97 87H99V88H97ZM104 87V86H103ZM106 87V86H105ZM130 87V86H129ZM129 87H128V89H129ZM138 87V86H137ZM139 87H141V86H139ZM145 87H146V85H145ZM14 88V87H13ZM21 88V87H20ZM82 88V87H81ZM144 88V87H143ZM143 88H141L142 90H144ZM149 88V87H148ZM172 88V87H171ZM106 89H107V87H106ZM118 89H120V88H118ZM140 89V90H141ZM150 89V88H149ZM8 90H10V89H8ZM117 90V89H116ZM122 90V89H121ZM127 90V89H126ZM146 91H147V89H145ZM154 90V89H153ZM176 90V91H175ZM7 91V90H6ZM119 91V90H118ZM129 91V90H128ZM133 91V90H132ZM175 91V92H174ZM188 91V90H187ZM12 92V88H11V90H10V93ZM15 92H16V90H15ZM86 93L87 95L89 94V93ZM108 92V90H106L105 91V93H107ZM109 94H111V91L109 90ZM117 92V91H116ZM116 92H115V96H116ZM8 93V92H7ZM19 93V92H18ZM105 93H104V95H105ZM113 93V92H112ZM120 93V92H119ZM118 93V94H119ZM146 92H142V94H145ZM149 93H151V92H149ZM5 94V93H4ZM20 94V93H19ZM23 94V93H22ZM79 94V93H78ZM78 94H77V96H78ZM108 93H107V95L105 96V97H107L108 95H109ZM126 94V93H125ZM9 95V94H8ZM16 95V94H15ZM91 95V94H90ZM90 95H88V96H90ZM92 95V96H93ZM113 95H114V93H113ZM113 95L111 94L110 95V97H113ZM131 95V94H130ZM155 95V94H154ZM188 95V94H187ZM197 95V94H196ZM195 95V96H196ZM10 96H11V94H10ZM9 96V97H10ZM41 96V95H40ZM85 96V95H84ZM118 96V95H117ZM121 96V95H120ZM126 96V95H125ZM128 96V95H127ZM159 96V95H158ZM190 96V95H189ZM1 97H3V96H1ZM1 97H0V103H1V101H2V99H1ZM12 97V96H11ZM94 97H91V98H93V100H94ZM124 97V96H123ZM130 97V96H129ZM163 97V98H164ZM4 98H6V97H4ZM14 98V97H13ZM13 98H10L11 100L13 99ZM77 98V97H76ZM82 98V97H81ZM88 98V97H87ZM90 98V97H89ZM90 98V99H91ZM102 98H104V97H102ZM109 96L107 97V98H104L107 102L109 101ZM113 98H115V97H113ZM113 98H111V99H113ZM118 98H122V97H118ZM141 98V97H140ZM161 99H162V97H160ZM15 99H16V103H17V101H18V99H17V97L15 96ZM132 99V98H131ZM142 99V98H141ZM150 99V98H149ZM168 99V100H169ZM185 99V98H184ZM194 99V98H193ZM193 99H191L192 101H193ZM7 100V99H6ZM11 100H10V104L11 103H13L14 101L12 100V102H11ZM92 100V99H91ZM98 100H96V101H98ZM104 100V101H105ZM114 100V99H113ZM113 100H110L109 102H108V104H104V106H102V104H101V106L100 105H96V101H93L94 103H92L93 105H95V108H96V106H97V112L96 113H98L99 114V116H98V118L100 119V116H103V121H102V123H101V125H103L102 126V128L103 127H105L104 129H102V131L104 130L105 131V129H107V131L108 132H106L107 133V135L109 136V137H112L111 138V142L109 143L108 142V153L106 154L105 153V151H103L102 149H104V147L105 146H102V149H100L99 151L98 150H93V152L94 151H96V152H98L97 154H95L96 155V164H94V161H92V162H90V164L88 163L87 164V166H88V168L87 169H89V170H91L92 169V166H94L95 167V169H97L98 167H96L97 165L99 166V171H101V172H99V173H101V174H98V175H101V179L103 180V178H104V182H102V183H104V185L105 184H109L110 186H106L107 187V190H108V188H111L112 187V189L113 190H115L116 191V194H117V192H119V194H120V196L122 197V199L124 200V201H126V202H128V203H130V204H133L135 207H136V212H135V209H133L134 210V212L132 211L131 213H132V215L134 216V218H136L137 219V221H139V223L143 226V228L144 229H146L147 230V232L148 233H150L153 237H155L156 239H159V240H161V241H163L169 248H170V251L171 250H175L176 251V256L178 255L179 257H181L183 260V262H182V264L183 263H185V264H198L199 263V261H198V259H196V257H197V255H196V251L195 250H197V248L199 249V250H203V249H200L198 246L199 245H201V244H205V240L207 241L206 243V245H205V247L204 248H208L209 249V251L211 252V255H210V252H207L209 255V257L210 258H212V260L210 261V262H212V263H215L216 261V259L218 258V256H217V258H216V254H217V248H216V246H218V245H216L215 244V240H213L214 238H213V236L214 235H212V238L213 239H210L211 237H209V236H211L210 235V233L213 231L214 233H215V235H216V233L219 235H217V237H219V243L220 242H223V243H225V244H221L222 246H225V245H227V246H225V248H228L227 249V254H228V260H225V261H227V263H229L228 261L230 260V262L231 263H229V264H240V262H241V264L243 263V264H252L251 262H248V261H250V260H252V262L254 263V264H264V262H255L254 261V253H256V255L258 256V257H260L259 258V260L262 258V261H264L263 259H264V219H263V217H261L260 219L259 218H255V215L254 214H256V213H254V214H249L248 213V211L246 210L245 211V208L243 207V208H241V210H240V212L238 213V214H234L233 212H229V211H231V210H228V207H229V205H228V201H227V199H229V198H226L229 194L231 195V196H234V195H232L231 193H230V191L229 192H227V193H224L225 194V198L224 199H222V200H220V201H218L219 203H218V207H219V209L218 210H214L213 208L215 207V206H212V209H210V208H208L207 206H205L206 204H204L203 202H192L191 200L189 201V198L187 197V195H186V193L188 192H185V191H183V189H185V187L186 186H184V188H183V185H185V184H182V179H181V181H179L178 179H180V178H177L176 177V174L177 173H175V175H174V173H171L170 171L168 172L167 171V169L168 168H165V166L167 165V163L168 162H166V160H165V158H163V161H165L166 163H164L163 161V163L160 161V159L163 157V156H161L162 154L164 155V153L162 152L163 150H164V148H165V151H167L166 149V147H163V149L161 148V150L162 151H159L160 149H158L159 148V145H158V148L157 147H155L154 148V145H151V144H155L156 142H155V140L152 138V141L154 140V142L155 143H153V142H150L151 140L150 139H148V138H150V137H148L147 135H148V133H147V137H145L144 136V138H141L140 136V134H141V132L139 133V135H138V133L136 132L135 133V131H133V124H132V126H131V124L130 125H126L129 121H130V119H129V121H127V123H126V121H125V118H126V120H128V118H129V116L128 117H126V115H127V113H121L120 114V112L119 111H121V110H123V109H121L120 108V110H119V108H118V104H117V102L115 101V100H122V99H115L114 101ZM125 100V99H124ZM153 100V99H152ZM158 100V99H157ZM190 100V101H191ZM101 101H103V99L101 100ZM105 101V102H106ZM111 101H113L112 103H111ZM119 101V102H120ZM145 101H146V99H145ZM156 101V100H155ZM155 101H153V102H155ZM170 101H169V103H170ZM194 101H195V99H194ZM14 102V103H15ZM19 102V101H18ZM84 102V101H83ZM122 102V101H121ZM120 102V103H121ZM127 102V101H126ZM125 102V103H126ZM163 102V101H162ZM197 102V101H196ZM20 103V102H19ZM98 104H99V102H97ZM125 103H123L122 102V104H123V107L122 108H126L125 107ZM128 103V102H127ZM132 103V102H131ZM159 103V102H158ZM165 103H167V102H165ZM180 103H181V101H180ZM187 103V102H186ZM2 104H3V102H2ZM27 104V103H26ZM117 104V105H116ZM122 104H120V106H122ZM160 104V103H159ZM172 104V103H171ZM182 104H183V101H182ZM192 104V103H191ZM190 104V105H191ZM194 104V103H193ZM196 104V103H195ZM194 104V105H195ZM4 105H5V103H4ZM16 105H18V107H19V104H16ZM21 105V107H22V103L20 104ZM30 105V104H29ZM29 105H25V106H27L26 107V109H28L30 106ZM41 105V104H40ZM133 105V104H132ZM131 105V106H132ZM153 105H154V103H153ZM157 105V104H156ZM155 105V106H156ZM180 105V104H179ZM193 105V106H194ZM211 105V104H210ZM15 106V105H14ZM29 106V107H28ZM119 106V107H120ZM158 106V105H157ZM167 106V105H166ZM184 106V105H183ZM193 106H191V107H193ZM196 106V107H195ZM194 107V113H193V115H194V119H193V121H192V123H190V124H192L191 126L189 125V126H187V129H185L183 126V120H182V122H181V119L180 118H178V116H175L176 118H178V119H180L179 121H178V119L176 120V119H174V121H177V127L179 128V129H185V131H187V134H188V136L190 137L188 140H186V141H188V143L187 144H192L193 145V143H194V146H195V144H196V142L198 143V140L197 141H195V137H194V133L196 132V130H195V132H194V127H195V125L197 126V125H201L202 123H200V119H197L198 118V114H197V110H198V105L196 104ZM0 107L2 108L3 106H1V104H0ZM40 107V106H39ZM185 107V106H184ZM23 108L25 109V107H22L21 109L23 110ZM31 108V107H30ZM36 108V107H35ZM38 108V107H37ZM129 108V107H128ZM164 108V107H163ZM166 108V107H165ZM182 108V107H181ZM20 109V108H19ZM25 109V110H26ZM32 109V108H31ZM31 109H29V111H31ZM93 109H94V107H93ZM136 109V108H135ZM135 109H134V107H133V110L135 111ZM187 109V108H186ZM189 109V108H188ZM4 107L2 108V109H0V121H1V123H0V129H2L1 127H5V121H9L11 118L10 117H8V118H10L9 120H8V118H7V113L5 114V113H1V112H4ZM24 110V111H25ZM33 110H34V108H33ZM37 110V109H36ZM39 110V109H38ZM37 110V111H38ZM96 110V109H95ZM125 110V109H124ZM137 110V109H136ZM181 110H185V108H182ZM191 110V109H190ZM190 110H188V111H190ZM6 111H7V109H6ZM5 111V112H6ZM18 111V110H17ZM44 111H46V110H42V111H40L39 110V114H41L40 112H43V114L44 113H46V112H44ZM126 111V110H125ZM125 111H121V112H125ZM129 111V110H128ZM139 111V110H138ZM187 110H185V112H186ZM192 111V110H191ZM209 111V110H208ZM26 112H28V111H26ZM34 112H36L35 110H34ZM34 112H32V113H34ZM180 112V111H179ZM20 113L22 114V112L20 111ZM25 113V112H24ZM38 113H36V115H39ZM135 113H138V112H135ZM164 113V112H163ZM170 113V112H169ZM6 116H5V115ZM11 113H9V115H10ZM43 114H41V116L43 115ZM47 114V113H46ZM49 114V113H48ZM139 114V113H138ZM137 114V115H138ZM171 114V113H170ZM174 114V113H173ZM203 114H205V113H203ZM19 115V114H18ZM45 115V114H44ZM43 115V116H44ZM130 115H131V113H130ZM133 115V114H132ZM175 115V114H174ZM180 115H182V113L180 114ZM217 115V114H216ZM48 117L50 116V115H47ZM59 116V115H58ZM170 116V115H169ZM173 116V115H172ZM19 117V116H18ZM27 117V116H26ZM38 117V116H37ZM46 117V116H45ZM73 117V116H72ZM131 117H133V116H131ZM136 117V116H135ZM171 117V116H170ZM197 117V118H196ZM204 117V116H203ZM47 118V117H46ZM51 118H56V116L55 117H49V118H47L48 120L50 119V121H52V122H54V123H56L57 122V120L59 119H57V120H52ZM64 118V117H63ZM97 118V117H96ZM15 119H16V117H15ZM22 119V118H21ZM20 119V120H21ZM68 119V118H67ZM133 119V118H132ZM144 119V118H143ZM188 119V118H187ZM204 119V118H203ZM14 120V119H13ZM12 119L9 121L10 123H12V122H14ZM17 120V119H16ZM101 120H102V117H101ZM12 121V122H11ZM49 121V122H50ZM98 121V120H97ZM186 121H188V120H186ZM206 121V120H205ZM204 121V122H205ZM18 122V121H17ZM44 122V121H43ZM51 122V123H52ZM59 122V121H58ZM58 122H57V124H58ZM62 122V121H61ZM68 122V121H67ZM74 122V121H73ZM99 122V121H98ZM167 122V121H166ZM190 122H191V120H190ZM20 123V122H19ZM60 123V122H59ZM64 123V122H63ZM82 123V122H81ZM104 123V124H103ZM163 123V122H162ZM231 123V122H230ZM8 122H7V125H6V128H7V126H8ZM15 123H13V125H14ZM57 124H55V125H57ZM62 124V123H61ZM135 124V123H134ZM138 124V123H137ZM173 124H175V122L173 123ZM185 124V123H184ZM12 124H10V126H11ZM13 125L11 126V128H13ZM45 125H47V127H48V125L49 124H45ZM52 125H54V124H52ZM67 125V124H66ZM206 125V124H205ZM18 126V125H17ZM25 126V125H24ZM63 125H61L60 126V124H59V127H60V129L61 130H63V132L66 134H64L65 136H66V138H67V141H69L68 143H70L71 142V144H76V143H78V144H83L84 145V148H85V146H86V148H89V146H90V144L88 143V141H86L87 140V138L86 139H84L85 141H83V140H81V138L80 139H77L76 137H77V132L76 131H74V128H71L70 127V129H68L69 127H62ZM138 126V125H137ZM139 126H141V125H139ZM148 126H150V125H148ZM219 126V125H218ZM16 127V126H15ZM20 127V126H19ZM50 127V126H49ZM48 127V128H49ZM55 127V126H54ZM58 127V128H59ZM73 127V126H72ZM76 127V126H75ZM135 127V126H134ZM141 127H144V126H141ZM173 127V126H172ZM203 127V126H202ZM8 128L10 129V127L8 126ZM17 128V127H16ZM15 128V129H16ZM92 128V127H91ZM100 128V127H99ZM147 128V127H146ZM14 129V128H13ZM59 129V130H60ZM72 129V130H71ZM77 129V128H76ZM75 129V130H76ZM157 129V128H156ZM175 129H177L176 127H175ZM4 130V129H3ZM2 130V131H3ZM11 130V129H10ZM17 130H18V128H17ZM50 130V129H49ZM51 130H52V128H51ZM134 130H136V129H134ZM142 130V129H141ZM198 130V129H197ZM0 132L1 133V135L3 134V132ZM6 131H7V129H6ZM13 132H14V130H12ZM18 131H21V130H18ZM47 131H48V129H47ZM54 131V130H53ZM57 131V130H56ZM76 132L75 134H74V132ZM81 131V130H80ZM104 131H103V133H104ZM137 131H140V130H137ZM166 131V130H165ZM167 131H169V130H167ZM178 131V130H177ZM180 131V130H179ZM9 132V131H8ZM7 132V133H8ZM58 132V131H57ZM62 132V131H61ZM145 132V131H144ZM164 132V131H163ZM182 132V131H181ZM6 133V134H7ZM16 133H17V131H16ZM19 133V132H18ZM49 133V132H48ZM51 133V132H50ZM52 133H54V132H52ZM81 133V132H80ZM87 133V132H86ZM105 133V134H106ZM146 133V132H145ZM165 133H167V132H165ZM172 133V132H171ZM183 133H184V131H183ZM4 134H5V132H4ZM12 134V133H11ZM10 134V135H11ZM22 134V133H21ZM24 134V133H23ZM63 134V133H62ZM83 134V133H82ZM104 134V135H105ZM138 136H137V135ZM144 134V133H143ZM143 134H142V136H143ZM198 134V133H197ZM0 135V136H1ZM58 135V134H57ZM60 135V134H59ZM76 135V136H75ZM85 135V134H84ZM87 135V134H86ZM106 135V136H107ZM153 135V134H152ZM14 136V135H13ZM16 136V135H15ZM19 136H20V134H19ZM25 136V135H24ZM64 136V137H65ZM187 136V137H188ZM59 137V136H58ZM80 137V135L78 136V138ZM139 137H140V139H143L142 141H145L144 139L145 138H147L148 140H149V142L151 143H146V141H148L147 139H146V141L144 142L145 144H146V147L143 145V146H141L140 144H144V143H140L139 142ZM153 137H154V135H153ZM159 137V136H158ZM0 138H2V140L4 139H6V138H4L3 136L2 137H0ZM16 138V137H15ZM24 138V137H23ZM60 138H61V136H60ZM63 138V137H62ZM84 138V137H83ZM82 138V139H83ZM13 139V138H12ZM19 139V138H18ZM26 139V138H25ZM65 138H63V140H64ZM69 139V140H68ZM101 139V138H100ZM139 139V140H138ZM163 139V138H162ZM169 139V138H168ZM2 140L0 139V264H126V263H124V262H126V261H123V259H120L115 253L118 251V248H117V251L115 252V253H113L112 252V250H110V248H104V247H106L105 245H104V247H102V244H104L103 243V241L100 243V237L99 238H97V237H95L96 235H94L93 233V230L91 231L90 230V228L88 229V228H85L86 226H88V225H86V226H83L84 225V223H82V224H80V222H78L77 220H76V218H74L73 217V208L72 207H70L71 205H69V203H71L69 200H67V196L69 195H67V190H66V188L67 187H69L68 185H67V183L70 185V187L72 186V184H74V183H76L77 181H76V178H75V175L73 176V174H71L73 177H74V179L72 178L71 180H68V182L66 183V184H64V182L63 183H56L55 181V179H56V173H55V175H53V176H56L55 177V184H52L51 182V185H49L48 183V185H49V187L47 186V184H46V181L44 182L43 181V179H42V181L37 177L38 175L36 174V172H38V171H34V169L36 170V168H35V166L33 165V163L31 164V162H30V166L29 167H31L32 165L34 166V169L32 168H30V169H27V168H29V167H27L26 168V165H25V161H20L19 160V158H14L11 154L12 153H10L9 151L11 150H9V145L8 144H6V145H8V146H6L5 144H3L2 143ZM17 140V139H16ZM24 140V139H23ZM89 140V139H88ZM108 140V139H107ZM167 140V139H166ZM8 141V140H7ZM10 141H11V139H10ZM104 141H106V140H104ZM110 141V140H109ZM162 141V140H161ZM184 141V140H183ZM183 141H179V142H183ZM185 141V142H186ZM90 142H92V141H90ZM93 142H95V141H93ZM99 142H100V140H99ZM200 142V141H199ZM24 143H25V141H24ZM27 143V142H26ZM29 143V142H28ZM159 143V142H158ZM161 143V142H160ZM159 143V144H160ZM167 143V142H166ZM170 143V142H169ZM206 143V142H205ZM203 144V145H207V143L206 144ZM17 144H18V142H17ZM70 144V145H71ZM78 144H77V147H75L74 148V145L72 146L71 145V147H73L75 150H76V148H78ZM91 144H93L94 145V143H91ZM105 144V143H104ZM174 144V143H173ZM210 144H212V143H210ZM13 145H15L14 144V142H13ZM22 145V144H21ZM29 145H30V143H29ZM69 145V146H70ZM83 145H81V147L83 146ZM101 145V144H100ZM103 145V144H102ZM161 145V144H160ZM164 145V144H163ZM163 145H161V146H163ZM191 145V146H192ZM197 145V144H196ZM198 145H200V143L198 144ZM80 146V145H79ZM88 146V147H87ZM160 146V147H161ZM164 146H166V144L164 145ZM169 146V145H168ZM202 146V145H201ZM20 147V146H19ZM94 147V146H93ZM174 147V146H173ZM193 147V146H192ZM196 148H197V146H195ZM203 147V146H202ZM212 147V146H211ZM16 148V147H15ZM27 148V147H26ZM29 148V147H28ZM27 148V149H28ZM32 148V147H31ZM67 148V147H66ZM85 148V149H86ZM92 148V147H91ZM101 148V147H100ZM105 148H107V147H105ZM168 148H170V146L168 147ZM196 148H195V150H196ZM198 148H200V146H198ZM205 148V147H204ZM207 148V147H206ZM20 149V148H19ZM18 149V150H19ZM23 149H25V148H23ZM68 149V148H67ZM172 149V148H171ZM188 149H191L190 148V145H189V148ZM207 149H210V148H207ZM35 150V149H34ZM65 150V149H64ZM69 150H73L72 148L71 149H69ZM84 150V149H83ZM82 150V151H83ZM90 150V149H89ZM16 151V150H15ZM31 151H33V149L31 150ZM37 151V150H36ZM68 151V150H67ZM78 151V150H77ZM81 151V150H80ZM79 151V152H80ZM169 151V150H168ZM201 151V150H200ZM210 151V150H209ZM19 152V151H18ZM24 152H26V151H24ZM30 152V151H29ZM74 152V151H73ZM84 153H85V150L83 151ZM89 152V151H88ZM90 152H91V150H90ZM156 152L157 153H159V154H156ZM160 152H162V153H160ZM172 152V151H171ZM205 152V151H204ZM17 153V152H16ZM21 153V152H20ZM31 153H34V152H31ZM30 153V154H31ZM39 153V152H38ZM69 153V152H68ZM72 152H70L69 154H71ZM76 153V152H75ZM78 153V152H77ZM82 152H80L79 153V155L81 154ZM83 153V155L84 156H82V154H81V156L82 157H85V154H87V153H85L84 154ZM92 153V152H91ZM129 153H131V154H133V155H137L138 157H139V159L142 161H144V163L145 162H147V163H149V166H150V168H149V166L147 167V164L145 163V165H146V167H144V168H147V169H144L143 168V166H141V162H140V160L139 159H137L138 157H134L133 159L132 158H130V156H131V154L129 155ZM201 153V152H200ZM218 153V152H217ZM36 154V153H35ZM68 154V155H69ZM74 154V153H73ZM94 154V153H93ZM92 154V155H93ZM153 154L154 156H152V158L150 157H148V156H151V155ZM170 154V153H169ZM220 154V153H219ZM17 155H18V153H17ZM29 155V154H28ZM27 155V156H28ZM34 155V154H33ZM32 155V156H33ZM37 155V154H36ZM79 155H77L76 154V156L77 157H79ZM132 155V156H133ZM159 155H160V157H159ZM207 155V154H206ZM211 155H212V153H211ZM218 155V154H217ZM19 156V155H18ZM25 156V155H24ZM35 156V155H34ZM71 156V155H70ZM74 156V155H73ZM72 156V157H73ZM75 156V157H76ZM89 157H90V154L88 155ZM172 156V155H171ZM204 156V155H203ZM215 156V155H214ZM36 157V156H35ZM38 157V156H37ZM74 157V158H75ZM153 157H155L156 159H157V161H156V159L154 158L153 159ZM202 157V156H201ZM207 157V156H206ZM212 157V156H211ZM23 158V156H21V159ZM40 157H38V159H39ZM80 158V157H79ZM149 158V159H148ZM30 159V158H29ZM36 159V158H35ZM37 159V160H38ZM78 159V158H77ZM81 159V158H80ZM89 159V158H88ZM209 160L211 159V158H208ZM207 158H205V162H207V160H208ZM79 160V159H78ZM82 160V159H81ZM85 160H87V158L85 159ZM208 160V161H209ZM213 160V159H212ZM28 161V160H27ZM43 161V160H42ZM90 161V160H89ZM89 161H87V162H89ZM142 161V162H143ZM158 161H160L162 164H160V162L158 163ZM168 161V160H167ZM223 161V160H222ZM25 162V163H24ZM37 162V161H36ZM35 162V163H36ZM201 162V161H200ZM205 162H203V163H205ZM215 162V161H214ZM221 162V161H220ZM39 163V162H38ZM37 163V164H38ZM84 163V165H85V162H83ZM92 163V164H91ZM143 163V164H144ZM170 163V162H169ZM219 163V162H218ZM29 164V163H28ZM94 164V165H93ZM164 164H166V165H164ZM206 164V163H205ZM215 164V163H214ZM214 164H212V162H211V160L209 161V163L207 164V165H209V167H210V165H214ZM43 165V164H42ZM144 165V166H145ZM39 166V165H38ZM206 166V165H205ZM85 167V166H84ZM93 167V168H94ZM167 167H169V166H167ZM197 167V166H196ZM207 167V166H206ZM209 167H207L208 169H209ZM215 167H216V165H215ZM39 168V167H38ZM37 168V169H38ZM149 168V169H148ZM218 168V167H217ZM227 168V167H226ZM44 168H42V170H43ZM58 169V168H57ZM81 169H82V167H81ZM87 169H85L84 168V170L83 171H87ZM201 169V168H200ZM89 170H88V172H89ZM98 170V169H97ZM211 170V169H210ZM46 171H47V169H46ZM57 171V170H56ZM80 171V170H79ZM44 173H45V171H43ZM61 172V171H60ZM81 172V171H80ZM213 172V171H212ZM49 173V172H48ZM62 173L64 174V172H63V170H62ZM91 173H92V170H91ZM94 173V172H93ZM95 173H98V171H96ZM184 173V172H183ZM185 173H187V172H185ZM215 173V172H214ZM43 174V173H42ZM47 174V173H46ZM66 174V173H65ZM88 174V173H87ZM190 174V173H189ZM194 176L193 177H195V173H192ZM206 174V173H205ZM230 174V173H229ZM40 175V174H39ZM44 175V174H43ZM49 175V174H48ZM79 175V174H78ZM92 175V174H91ZM166 176L165 178H163V176ZM187 175H188V173H187ZM197 175V174H196ZM62 176V175H61ZM67 176H68V174H67ZM70 176V175H69ZM68 176V177H69ZM93 176V175H92ZM104 176V177H103ZM177 176H179V175H177ZM182 176V175H181ZM183 176H184V174H183ZM189 176V175H188ZM60 177V176H59ZM58 177V178H59ZM63 177H65V176H63ZM71 177V176H70ZM82 177V176H81ZM100 177V176H99ZM103 177V178H102ZM192 177V176H191ZM199 177H200V175H199ZM42 178V177H41ZM78 178H79V176H78ZM78 178H77V180H78ZM183 178V177H182ZM186 178V177H185ZM196 178H197V176H196ZM47 179V178H46ZM52 179V178H51ZM50 179V180H51ZM80 179V178H79ZM163 179H168V181L173 185L174 184V186L176 185L177 187H181V184H182V188H180L182 191V193H184V195H186V198L184 197V195H182L180 192H178L179 194H181V196L179 197V200H180V198H182L181 199V201H179L178 200V196L176 197L177 198V200L179 201V203L181 204V206H180V204H179V206H180V208H182V209H179V210H181V212H180V214H176V212H172V209L174 208V206L172 205L174 202H172L173 200H175V199H173L172 201H171V199H172V197H175V195H173L172 197H168V195H169V193H168V195H166V193H165V189H164V191H163V188H164V186H163V188H162V186H160L161 184L159 183L160 181H161V183H162V181H163ZM199 179V178H198ZM44 180H45V178H44ZM49 180V181H50ZM64 180V179H63ZM102 180H100V182L102 181ZM186 180H187V178H186ZM219 180V179H218ZM60 181V180H59ZM65 181V180H64ZM78 181H80V180H78ZM189 181H190V179H189ZM188 181V182H189ZM192 181H194V180H192ZM199 181H201V180H199ZM223 181H224V183L228 186V178H226V176L223 178ZM66 182V181H65ZM81 182V181H80ZM78 183V184H81V183ZM86 182H89V181H86ZM186 181H184L183 183H185ZM191 182V181H190ZM83 183V182H82ZM94 183V182H93ZM101 183V184H102ZM160 185H159V184ZM166 183V182H165ZM164 183V184H165ZM169 183V184H170ZM77 184V185H78ZM88 184V183H87ZM100 184V185H101ZM188 184V183H187ZM191 184V183H190ZM223 184V183H222ZM65 185H67V186H65ZM76 185V184H75ZM89 185H90V183H89ZM97 185V184H96ZM163 185V184H162ZM189 185V184H188ZM74 186V185H73ZM79 186V185H78ZM77 186V187H78ZM91 186V185H90ZM103 186V185H102ZM101 186V188H103ZM104 186V187H105ZM167 186V185H166ZM165 186V187H166ZM175 186V187H176ZM225 186V185H224ZM229 186H231L230 184H229ZM76 187V186H75ZM100 187V186H99ZM169 187V186H168ZM85 188V187H84ZM96 188H97V186H96ZM178 188V189H179ZM229 189H230V187H228ZM80 189V188H79ZM88 189V188H87ZM170 189H172V188H170ZM189 189V188H188ZM220 189V188H219ZM89 190V189H88ZM87 190V191H88ZM101 190V189H100ZM111 190V189H110ZM224 190V189H223ZM73 191H75L76 192V190L74 189ZM112 191V190H111ZM196 191V190H195ZM233 191V190H232ZM238 191V190H237ZM102 192V191H101ZM110 192V191H109ZM192 192V191H191ZM190 192V193H191ZM72 193V192H71ZM89 193V192H88ZM87 193V194H88ZM103 193V192H102ZM101 193V194H102ZM104 193H106V192H104ZM112 193H113V191H112ZM148 193L149 194H151V195H153V197L155 198V200L158 202V204L159 203H162V206H163V213H161L159 210H155V204H151L150 202H149V200L150 199H146V197H147V195H148ZM172 192H170V194H171ZM189 192H188V194H190ZM207 193V192H206ZM233 193V192H232ZM236 193V192H235ZM90 194V193H89ZM108 194V193H107ZM115 194V193H114ZM178 194V195H179ZM234 194V193H233ZM71 195V194H70ZM75 195V194H74ZM103 195H106V194H103ZM111 195V194H110ZM109 195V196H110ZM150 195V196H151ZM155 195V196H154ZM191 195V194H190ZM205 195V194H204ZM93 196V195H92ZM149 196V197H150ZM192 197H193V194L191 195ZM230 196V197H231ZM73 197V196H72ZM72 197H70V198H72ZM120 197V198H121ZM198 197V196H197ZM235 197V196H234ZM75 198V197H74ZM97 198V197H96ZM98 198H100V197H98ZM118 198V197H117ZM169 198H171V199H169ZM231 198H233V197H231ZM240 198V197H239ZM110 199V198H109ZM108 199V200H109ZM151 199L153 200V198L151 197ZM199 199V198H198ZM214 199V198H213ZM243 199V198H242ZM103 200V199H102ZM101 200V201H102ZM194 200V199H193ZM207 200V199H206ZM240 200V199H239ZM69 201V202H68ZM96 201H97V199H96ZM100 201V202H101ZM110 201V200H109ZM108 201V202H109ZM111 201H112V199H111ZM151 201V200H150ZM170 201H171V203H170ZM178 201L176 202V203H178ZM214 201V200H213ZM215 201H216V199H215ZM229 201H231V200H229ZM119 202H121V201H119ZM125 202V203H126ZM191 202H192V204H191ZM233 202V201H232ZM73 203V202H72ZM71 203V204H72ZM94 203V202H93ZM103 203V202H102ZM101 203V204H102ZM110 203V202H109ZM112 203V202H111ZM127 203V204H128ZM176 203H174V204H176ZM193 203L195 204L194 206H193ZM217 202H215V204H216ZM231 203V202H230ZM241 203V202H240ZM101 204H100V206H101ZM108 203H106V205H107ZM126 204V206H128ZM237 204V203H236ZM97 205V204H96ZM95 205V206H96ZM103 205V204H102ZM77 206V205H76ZM98 206H99V204H98ZM118 206V205H117ZM123 206V205H122ZM131 207H132V205H130ZM228 206V207H227ZM97 207V206H96ZM116 207V206H115ZM115 207H112L113 209L115 208ZM119 207H121V205H120V203H119ZM130 207V209H132ZM173 207V208H172ZM178 207V206H177ZM100 208V207H99ZM117 208V207H116ZM123 208V207H122ZM134 208V207H133ZM232 208V207H231ZM71 209H72V211H71ZM78 208H76V210H77ZM95 209V208H94ZM107 209H109V208H107ZM120 209V208H119ZM227 210V211H224V210ZM79 210V209H78ZM92 210V209H91ZM110 210H111V208H110ZM117 210V209H116ZM121 210V209H120ZM125 210V209H124ZM103 211H104V209H103ZM155 211V212H154ZM157 211V212H156ZM77 212V211H76ZM82 212V211H81ZM99 212V211H98ZM102 212V211H101ZM110 212V211H109ZM113 212V211H112ZM125 212V211H124ZM177 212H178V208H177ZM78 213H80V212H78ZM93 213V212H92ZM104 213V212H103ZM119 213V212H118ZM81 214V213H80ZM84 214V213H83ZM108 214V213H107ZM106 214V215H107ZM120 214V213H119ZM122 214V213H121ZM74 215H76L75 213H74ZM99 215V214H98ZM114 215V214H113ZM115 215H117V213L115 214ZM131 215V216H132ZM78 216H79V214H78ZM84 216V215H83ZM88 216H90V215H88ZM95 216V215H94ZM93 216V217H94ZM118 216V215H117ZM126 216V215H125ZM129 216V215H128ZM127 216V217H128ZM132 216V217H133ZM104 217V216H103ZM92 218V217H91ZM100 218V217H99ZM106 218V217H105ZM86 219V218H85ZM90 219V218H89ZM94 219V218H93ZM97 220H98V218H97ZM103 220V219H102ZM107 220V219H106ZM79 221H81V220H79ZM112 221V220H111ZM117 221V220H116ZM125 221V220H124ZM89 223H91V222H89ZM114 223V222H113ZM203 223V224H202ZM106 224V223H105ZM111 224V223H110ZM134 224V223H133ZM123 225V224H122ZM261 226V227H259L258 228V226ZM93 226H94V224H93ZM97 227V226H96ZM251 227H253V228H255V229H253L252 228V230H251ZM131 229V228H130ZM138 229V228H137ZM116 230V229H115ZM93 232V233H92ZM101 232V231H100ZM237 232H238V234H237ZM103 233V232H102ZM239 233H240V238H242V239H240V241H241V244H243V243H246V245L245 244H243V246H241L242 248H239V250L240 251H238L240 254H241V258H238V256H235V254H236V251H235V249H236V247H235V245H237L238 244V242H239ZM98 234V233H97ZM99 235V234H98ZM109 235V234H108ZM99 236H102V235H99ZM106 236V235H105ZM215 237V236H214ZM247 237V238H246ZM102 238V237H101ZM113 238V237H112ZM99 239V240H98ZM115 239V238H114ZM230 239H232L233 241H232V243L231 242H229V241H231ZM106 240V239H105ZM105 240H104V242H105ZM244 240H246V242H244ZM109 241V240H108ZM202 241L204 242V243H202ZM217 241V240H216ZM112 242H114L113 240H112ZM128 242V241H127ZM106 243V242H105ZM110 243V242H109ZM115 243V242H114ZM218 243V244H219ZM240 243V242H239ZM111 245H113V244H111ZM245 245V246H244ZM164 246V245H163ZM204 246V245H203ZM207 246V247H206ZM248 247V249H246L247 247ZM108 247V246H107ZM246 247V248H245ZM223 248V247H222ZM238 248V247H237ZM243 248H245L244 250H242L241 251V249H243ZM114 249H115V247H114ZM224 249V248H223ZM250 249H252L251 251L253 252V254H251L249 257L248 256H246V254L250 251ZM222 250V249H221ZM226 250V249H225ZM247 250V251H246ZM200 251V252H201ZM235 251V252H234ZM244 251H246V252H244ZM250 251V252H251ZM255 251V252H254ZM45 252V253H44ZM198 252V251H197ZM199 252V255L201 254L202 255V253H200ZM206 252H204V253H206ZM238 252H237V255H240V254H238ZM241 252H243V254L241 253ZM250 252L248 253V254H250ZM203 253V254H204ZM45 254H47V255H45ZM223 254V253H222ZM221 254V255H222ZM206 255V254H205ZM226 255V254H225ZM255 255V256H256ZM208 256H205V257H207L208 258ZM213 257H214V259H213ZM247 257V258H246ZM258 257L256 258L255 257V260L256 261H258ZM122 258V257H121ZM210 258H208V259H210ZM202 259V258H201ZM238 259H240V261L238 262ZM248 259V260H247ZM195 260H197V261H195ZM221 259H219V261H220ZM245 260H246V262H248V263H246L245 262ZM203 262V261H202ZM220 263H223V264H225L226 262H223V260H222V262L220 261ZM219 262H216L215 264H220ZM200 264V263H199Z\"/></svg>", "mask_w": 264, "mask_h": 264}]
</instances>
